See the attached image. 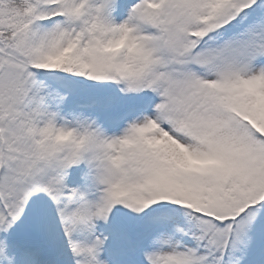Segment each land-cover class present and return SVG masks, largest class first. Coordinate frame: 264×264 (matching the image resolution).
Returning <instances> with one entry per match:
<instances>
[{
  "label": "snow or ice",
  "instance_id": "snow-or-ice-1",
  "mask_svg": "<svg viewBox=\"0 0 264 264\" xmlns=\"http://www.w3.org/2000/svg\"><path fill=\"white\" fill-rule=\"evenodd\" d=\"M0 264H264V0H0Z\"/></svg>",
  "mask_w": 264,
  "mask_h": 264
},
{
  "label": "rangeland",
  "instance_id": "rangeland-1",
  "mask_svg": "<svg viewBox=\"0 0 264 264\" xmlns=\"http://www.w3.org/2000/svg\"><path fill=\"white\" fill-rule=\"evenodd\" d=\"M149 106L147 94L126 97L118 102L116 115L132 119Z\"/></svg>",
  "mask_w": 264,
  "mask_h": 264
},
{
  "label": "clouds",
  "instance_id": "clouds-1",
  "mask_svg": "<svg viewBox=\"0 0 264 264\" xmlns=\"http://www.w3.org/2000/svg\"><path fill=\"white\" fill-rule=\"evenodd\" d=\"M127 46L132 49L136 47L135 41L131 38L127 32L117 36L108 43V48L111 51H118L120 48ZM67 134H61L60 138H66Z\"/></svg>",
  "mask_w": 264,
  "mask_h": 264
}]
</instances>
